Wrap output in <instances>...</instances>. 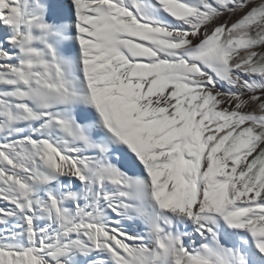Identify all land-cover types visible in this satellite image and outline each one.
Returning <instances> with one entry per match:
<instances>
[{"label":"snow or ice","instance_id":"obj_1","mask_svg":"<svg viewBox=\"0 0 264 264\" xmlns=\"http://www.w3.org/2000/svg\"><path fill=\"white\" fill-rule=\"evenodd\" d=\"M0 264H264V0H0Z\"/></svg>","mask_w":264,"mask_h":264}]
</instances>
